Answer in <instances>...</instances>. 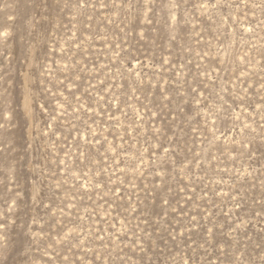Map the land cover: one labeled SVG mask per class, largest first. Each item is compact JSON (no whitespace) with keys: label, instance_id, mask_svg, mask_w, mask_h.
<instances>
[{"label":"rangeland","instance_id":"1","mask_svg":"<svg viewBox=\"0 0 264 264\" xmlns=\"http://www.w3.org/2000/svg\"><path fill=\"white\" fill-rule=\"evenodd\" d=\"M0 264H264V0H0Z\"/></svg>","mask_w":264,"mask_h":264}]
</instances>
